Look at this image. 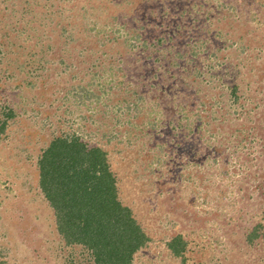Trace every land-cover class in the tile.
Instances as JSON below:
<instances>
[{
	"label": "rangeland",
	"instance_id": "obj_1",
	"mask_svg": "<svg viewBox=\"0 0 264 264\" xmlns=\"http://www.w3.org/2000/svg\"><path fill=\"white\" fill-rule=\"evenodd\" d=\"M8 104L29 125L1 139L0 264L92 261L31 167L74 133L149 236L132 264H264V0H0Z\"/></svg>",
	"mask_w": 264,
	"mask_h": 264
},
{
	"label": "trees",
	"instance_id": "obj_2",
	"mask_svg": "<svg viewBox=\"0 0 264 264\" xmlns=\"http://www.w3.org/2000/svg\"><path fill=\"white\" fill-rule=\"evenodd\" d=\"M3 107L0 144L13 128L11 124L18 122L19 131L29 125L13 106ZM25 134L22 136L28 143ZM108 153L99 145L89 146L78 134H61L48 141L36 166L31 167H37L36 186L55 209L58 232L67 243L81 244L89 251L92 261L86 264H132L134 254L150 239L132 208L119 198ZM9 158L12 156L6 154L7 162ZM8 164L17 173L15 163ZM262 225V221L257 223L253 233L258 235ZM167 246L173 256L183 258L187 240L178 234Z\"/></svg>",
	"mask_w": 264,
	"mask_h": 264
}]
</instances>
